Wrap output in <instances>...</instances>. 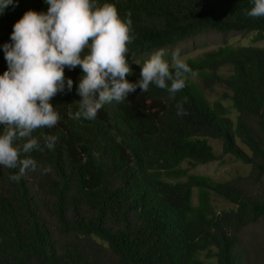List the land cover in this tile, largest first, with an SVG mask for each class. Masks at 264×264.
Returning <instances> with one entry per match:
<instances>
[{
    "label": "trees",
    "instance_id": "1",
    "mask_svg": "<svg viewBox=\"0 0 264 264\" xmlns=\"http://www.w3.org/2000/svg\"><path fill=\"white\" fill-rule=\"evenodd\" d=\"M110 2L132 21L129 66L210 29L257 31L264 38V17L244 14L250 0ZM46 7L43 0L6 7L0 43L25 10ZM186 63L191 72L174 99L150 84L124 103L105 104L95 120L76 117L81 69H64L73 89L50 99L60 119L34 133L55 135V147L30 154L48 173L11 182L15 170L0 167V264H254L238 232L264 220V191L190 174L182 163L217 159L213 138L222 140L225 153L264 173V47L225 45ZM5 68L0 50V72ZM139 74L140 68L125 78L135 81ZM217 84L229 106L203 92ZM177 103L186 115H176ZM212 197L231 206L216 210Z\"/></svg>",
    "mask_w": 264,
    "mask_h": 264
},
{
    "label": "clouds",
    "instance_id": "2",
    "mask_svg": "<svg viewBox=\"0 0 264 264\" xmlns=\"http://www.w3.org/2000/svg\"><path fill=\"white\" fill-rule=\"evenodd\" d=\"M18 0H0V14ZM44 10L27 9L13 22L8 40L0 43L6 68L0 72V167L15 170L8 176L19 182L26 174L48 173L30 154L53 150L55 135L38 129L57 125L60 114L50 103L57 93L71 92L73 80L64 75L77 66V118L95 120L107 103H124L139 88L152 84L170 99L185 87L191 68L179 48L165 59L163 49L151 52L140 65L139 78L126 79L131 69L125 58L127 44L135 38L132 21L122 18L110 0H43ZM248 17H264V0H250ZM176 115H186L181 103Z\"/></svg>",
    "mask_w": 264,
    "mask_h": 264
},
{
    "label": "rangeland",
    "instance_id": "3",
    "mask_svg": "<svg viewBox=\"0 0 264 264\" xmlns=\"http://www.w3.org/2000/svg\"><path fill=\"white\" fill-rule=\"evenodd\" d=\"M225 45L232 47H264V38H260L257 31L219 32L210 29L182 40L175 45L161 49L165 52V59L171 61V52L179 48L182 58L187 61L188 59L201 57L205 52L215 50ZM148 55L149 54L144 55L141 60L137 61L142 62ZM129 67L132 71L139 69L140 65L133 62ZM189 78L201 85L197 73L189 74ZM202 89L210 101L221 100L224 105L229 106V102L226 99H222L225 91L224 87L217 84L212 88L204 87ZM230 111V116L234 118L236 112L232 108H230ZM209 143L212 145L218 158L207 163L198 164L195 167H191L187 162H183L182 167L188 169V173L206 175L217 181H234L237 186L251 191L252 193L264 191V173L253 172L254 169L251 162H244L230 153H225L223 151L222 140L209 138ZM197 193V188H194L192 199L195 204L197 203ZM212 202L216 210L231 206L230 203L218 197H212ZM238 235L240 241L249 249H252L254 255L253 263L264 264V259L261 258V253L264 254V220L242 227Z\"/></svg>",
    "mask_w": 264,
    "mask_h": 264
}]
</instances>
